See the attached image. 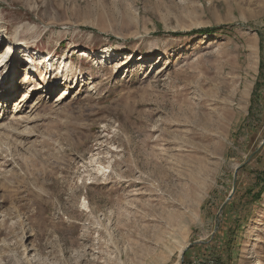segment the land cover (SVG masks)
Masks as SVG:
<instances>
[{"label": "rangeland", "instance_id": "rangeland-1", "mask_svg": "<svg viewBox=\"0 0 264 264\" xmlns=\"http://www.w3.org/2000/svg\"><path fill=\"white\" fill-rule=\"evenodd\" d=\"M11 41L0 264H264V0H0Z\"/></svg>", "mask_w": 264, "mask_h": 264}, {"label": "bare ground", "instance_id": "bare-ground-1", "mask_svg": "<svg viewBox=\"0 0 264 264\" xmlns=\"http://www.w3.org/2000/svg\"><path fill=\"white\" fill-rule=\"evenodd\" d=\"M11 44V46H8V49H7V51H5L4 52V54H7L6 56V61H5V65H3V66H8V65H10V64H12V67H15L16 66V62H15V53H16V50H15V44H14V41H11L10 42ZM46 56V55H45ZM3 55L2 56H0V60H3ZM26 58V57H25ZM43 59H46V57H44ZM26 60V59H25ZM24 60V61H25ZM28 60V59H27ZM52 59H50L49 61V64H52L51 61ZM46 61V60H45ZM24 63H26V62H24ZM30 63V62H29ZM47 64V63H46ZM26 66H27V64H26ZM1 68H3V67H1ZM9 70H11V69H9ZM32 70H33V72H35L36 70L34 69V67H30L29 68V70H28V73L26 74V80L25 81H28V79L29 78H32L33 76L32 75H29L30 74V72H32ZM17 72V66L15 67V70L12 72H10V71H8L7 72V75L5 74L4 76H2V77H4V78H2V79H0V104H5V103H7L8 101H10L11 100V98H12V92H13V90H16V85H14V83L12 84V85H9V87L6 89V90H4L5 89V86L8 84V80L10 79L11 81H13V80H15V82H17V78H16V76H15V73ZM9 76V77H8ZM7 79H6V78ZM3 80L4 81H6V84H1V83H3ZM14 85V86H13ZM13 89H12V88ZM36 86L35 85H32L31 87H29L27 90V98L28 97H30L31 96V94L32 93H34V92H36L37 90H36ZM53 88H52V84L51 83H48L46 86H44L43 87V90H42V92H45V94L46 95H51L52 93H53ZM15 92V91H14ZM29 92V93H28ZM47 92V93H46ZM55 93V92H54ZM65 94H68V93H65ZM65 94H64V96H62V98H67V96L65 97ZM25 97V98H26ZM3 111H6V110H3ZM2 111H0V113H1ZM6 114V113H5Z\"/></svg>", "mask_w": 264, "mask_h": 264}, {"label": "trees", "instance_id": "trees-1", "mask_svg": "<svg viewBox=\"0 0 264 264\" xmlns=\"http://www.w3.org/2000/svg\"><path fill=\"white\" fill-rule=\"evenodd\" d=\"M212 31H214L212 28H206L204 30H198V32H207V33H210Z\"/></svg>", "mask_w": 264, "mask_h": 264}, {"label": "water", "instance_id": "water-1", "mask_svg": "<svg viewBox=\"0 0 264 264\" xmlns=\"http://www.w3.org/2000/svg\"><path fill=\"white\" fill-rule=\"evenodd\" d=\"M234 192H235V186H234V190H233L232 194L229 196V199L232 198Z\"/></svg>", "mask_w": 264, "mask_h": 264}]
</instances>
